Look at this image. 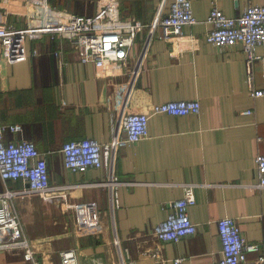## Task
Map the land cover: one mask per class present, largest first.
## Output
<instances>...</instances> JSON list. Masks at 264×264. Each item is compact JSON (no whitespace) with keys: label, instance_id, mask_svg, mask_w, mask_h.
Segmentation results:
<instances>
[{"label":"crops","instance_id":"obj_1","mask_svg":"<svg viewBox=\"0 0 264 264\" xmlns=\"http://www.w3.org/2000/svg\"><path fill=\"white\" fill-rule=\"evenodd\" d=\"M46 1L78 15L96 13L97 0ZM120 1L123 17L150 23L161 0ZM190 1L198 22L184 33L196 36L199 45L173 46L160 37L152 44L129 108L150 115L149 134L119 150L115 205L108 188L97 185L108 180L107 166L73 173L62 148L85 138L111 142L118 91L127 76H101L70 43L49 37L27 39L23 59L0 63V125L21 127L17 133L7 131L6 142H33L47 159L50 184L74 185L58 191L64 200L28 194L12 201L42 264H62L61 253L69 249L79 264H174L178 257L182 264H218L223 257L218 221L224 217L236 219L248 241L264 238V188L256 187L255 161L264 154V97L250 95V56L241 43L221 51L206 41L213 0ZM216 2L228 17H239L249 4L264 5V0ZM0 22L26 26L24 17L3 10ZM147 34L138 35L131 64ZM256 53L263 55L264 47L257 46ZM251 71L253 86L264 88V58L254 60ZM177 100L200 101V113L153 114L154 105ZM188 185L194 187L196 202L188 213L197 232L179 242L158 243L152 232L170 212L166 203L183 198ZM23 188L22 180L0 176V193ZM86 202L96 203L99 211L98 235H82L69 207ZM161 245L163 262L154 256ZM257 258L249 254L248 264ZM0 264L27 263L21 252L11 251L0 252Z\"/></svg>","mask_w":264,"mask_h":264},{"label":"built area","instance_id":"obj_2","mask_svg":"<svg viewBox=\"0 0 264 264\" xmlns=\"http://www.w3.org/2000/svg\"><path fill=\"white\" fill-rule=\"evenodd\" d=\"M0 10L26 19V26L22 27L0 22V63L4 58L12 61L23 59L27 39L44 40L49 37L70 43L79 51L83 62L94 63L99 75L127 76L126 83L118 91L117 117L111 142L102 145L93 138H85L69 141L62 148L65 166L73 173H85L91 168L107 166L108 180L97 185L108 188L115 205V190L121 184L116 177L119 150L123 146L138 143L149 134L150 115L146 112H129V108L152 44L160 37L173 46L187 45L191 48L192 45V48H197L199 45L196 36L184 33L186 26L198 22L191 1L161 0L150 23H143L134 17H123L120 0H97L94 15L74 14L46 0H0ZM207 22L212 25L206 33L208 43L221 51L238 43L243 45L250 56V95L253 98L264 97V88L253 86L251 71V63L264 58V54L256 53L257 46L264 47V5L249 4L239 17H228L213 0ZM145 30L148 34L136 61L131 64L130 51L138 35ZM200 111L201 103L198 100H177L156 104L152 112L186 116L197 115ZM246 113L251 114L252 111ZM7 131L17 133L21 127L0 125V176L4 181L22 180L24 188L5 189L0 193V252L19 251L27 264H42L24 233L19 216L12 208V201L17 196L28 194H39L46 201L64 200L66 195L58 191L74 185L53 187L45 155L31 141L23 139L20 142H6ZM255 161L259 177L256 187L263 189L264 154L257 155ZM194 194V187L188 185L183 198L166 203L170 212L166 220L152 232V237L158 243L179 242L197 232V225L188 213L189 206L196 202ZM69 207L74 212L78 231L82 235H98L102 231L96 203L71 204ZM218 229L223 253L218 264H248V255L254 253L258 254L254 264H264V238L260 242L248 241L232 217L220 219ZM161 247L154 254L159 262L164 261ZM61 256L62 264H79L74 249L63 251ZM173 262L182 264L183 258H175Z\"/></svg>","mask_w":264,"mask_h":264}]
</instances>
